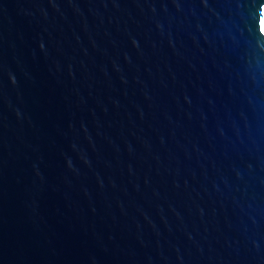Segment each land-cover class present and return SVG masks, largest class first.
<instances>
[{"label":"water","instance_id":"1","mask_svg":"<svg viewBox=\"0 0 264 264\" xmlns=\"http://www.w3.org/2000/svg\"><path fill=\"white\" fill-rule=\"evenodd\" d=\"M0 264H264V0H0Z\"/></svg>","mask_w":264,"mask_h":264}]
</instances>
